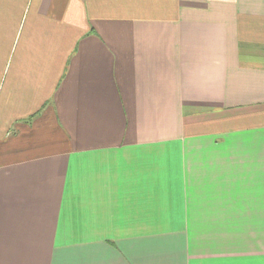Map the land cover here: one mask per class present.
Listing matches in <instances>:
<instances>
[{"label":"crops","instance_id":"crops-1","mask_svg":"<svg viewBox=\"0 0 264 264\" xmlns=\"http://www.w3.org/2000/svg\"><path fill=\"white\" fill-rule=\"evenodd\" d=\"M0 264H264V0H0Z\"/></svg>","mask_w":264,"mask_h":264}]
</instances>
